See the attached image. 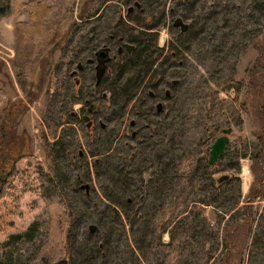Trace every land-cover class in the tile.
I'll return each mask as SVG.
<instances>
[{
    "label": "rangeland",
    "instance_id": "rangeland-1",
    "mask_svg": "<svg viewBox=\"0 0 264 264\" xmlns=\"http://www.w3.org/2000/svg\"><path fill=\"white\" fill-rule=\"evenodd\" d=\"M29 1L0 0V15L7 13L0 18L5 95L0 158L6 159L0 176V263L264 264V0H191L190 7H181L184 0H144L152 11L128 19L123 29L157 27L158 32L144 31L149 39L144 55L153 66L106 83V98L89 92L91 83L81 98L74 84L80 49L96 43L98 32L99 42L110 35L96 30L92 17L80 18L86 9L94 16L100 1L45 0L50 23L41 33L39 20H31L38 4L25 5ZM175 18L190 25L184 65L166 62L168 47L177 41ZM28 22L26 35L35 40L33 50L41 46L42 52L38 61L19 65L15 28ZM132 78L140 84L130 85L124 98L118 87L126 83V91ZM173 79L180 84L174 86ZM158 85L165 107L159 134L147 135L132 149L130 139L126 145L130 121L149 105ZM167 88L170 98L163 92ZM86 98L101 104L102 116L109 105L120 109L113 120L102 119L107 129L98 124L95 137L83 119ZM228 127L233 128L230 143L214 170L209 149ZM256 170L263 174L259 183ZM225 174L230 180L219 184ZM83 183L90 185V196ZM255 187L260 188L254 195ZM170 194L173 203L183 204L158 243L152 218L168 211ZM242 222L249 231L242 232L232 253L227 237ZM90 224L98 225L96 233H90Z\"/></svg>",
    "mask_w": 264,
    "mask_h": 264
},
{
    "label": "flooded vegetation",
    "instance_id": "flooded-vegetation-1",
    "mask_svg": "<svg viewBox=\"0 0 264 264\" xmlns=\"http://www.w3.org/2000/svg\"><path fill=\"white\" fill-rule=\"evenodd\" d=\"M99 1L100 3H98L94 8L95 15L92 16V19L94 20V23L97 24L96 30L100 31L102 29H105L107 32H109L110 35L107 36V38L103 42H99L97 40L100 38V32H98V39H96V43H92V46L90 48L80 49L79 57L76 62L75 80L77 81L76 93L77 96L81 98L87 92L86 89L88 88V84L90 83L91 85L89 92H92V94H96L97 96L102 93V95H104L103 97L106 98L108 96V93L104 89L106 83L114 79L116 77V74L120 75L118 69H120L121 66L127 65L129 60L135 55L134 52H136V49L140 48L139 44L143 43L141 39L142 37H144V31H159L157 27L154 26L144 28V26L140 25H133V28H131L132 30L123 29V24H125V22H128V19L137 21L136 15L138 13L144 14L150 13L152 11L151 7L148 8V11L146 10V5L143 2L144 0ZM190 1L191 0H184L180 4L181 7H183L184 5L190 7ZM116 11H119L118 16L111 20L110 15H114ZM171 11L173 12L174 8H172ZM189 14H191V11ZM173 25L174 28L178 30L175 35L177 41H173L172 45L168 47L167 52H169V54H167L166 62L168 61L169 64L173 65H184L187 64V56H189L190 52V47L188 45L192 43L191 38L189 39L190 42L185 43L186 36L189 35L190 32V25L182 18H175L173 21ZM130 31L133 32V34L131 35L133 38L127 39L126 36L127 34L131 33ZM115 62H117L116 65L114 64ZM123 69H125L126 72L128 71L126 67ZM164 80L165 77H161L160 82L163 83ZM172 84L174 86H178L180 84L179 79H173ZM159 86L160 85L156 86V88L153 87L152 91H150L149 105L144 106L143 109L137 110L130 121L132 130L131 136L126 140V145L129 144L128 140L130 139L131 142L135 143L131 146L132 149L137 148L139 144L145 143L148 140L147 135H150V137L153 138L155 137V135L159 134L158 130L161 124L160 120L163 113L165 112L163 102L159 99V97L157 96V92L155 91ZM163 92L165 93L166 98H170L172 95L171 90L168 88L163 90ZM88 96H90V94ZM146 102L147 98L145 103ZM85 103L87 106L85 105V109L83 110V119L87 123L88 131H93V137H95V131L97 129L99 130L98 124L103 130L107 129L108 124H106L105 120L102 119L105 118L107 121H111L113 120V118H116L117 114H115V112L118 113V111L120 110H115L114 106L109 105L110 107H108L107 111L102 113V116L99 115L98 112L101 104L97 105L87 98L85 99ZM159 103L162 104L161 110H159ZM75 115L76 112L72 111L71 119L72 117L74 118ZM87 117L89 118L88 120H86ZM88 125H90V127H88ZM110 133H113V130H110ZM78 154L80 157H83L85 155L83 151H79ZM75 157L76 155L74 154V158ZM129 158H135V153L130 154ZM122 159L123 161L127 160L125 156ZM100 161L101 159L99 157L95 158V163H99ZM84 184L88 183H83L81 187L85 189L86 193H90V189L83 187ZM89 193L87 194V196H90ZM130 200L131 199H129L128 202L132 203V201Z\"/></svg>",
    "mask_w": 264,
    "mask_h": 264
},
{
    "label": "trees",
    "instance_id": "trees-1",
    "mask_svg": "<svg viewBox=\"0 0 264 264\" xmlns=\"http://www.w3.org/2000/svg\"><path fill=\"white\" fill-rule=\"evenodd\" d=\"M45 2V4H43ZM35 4H38V10L35 12L33 18L31 20H33L34 22H36V19L39 20V23L37 24L38 25V28L40 29V33L41 31L44 32V28L45 26L47 25V23L49 24L50 23V16H49V12H48V5L46 3L45 0H31L29 1V3H25V5L27 6H34ZM22 3H20L19 6H21ZM39 9H41V11H39ZM91 10H84V12L81 13L80 15V18L81 19H89L88 17H92V16H89V13H90ZM19 12V11H17ZM4 15H7V13H3L2 15H0V18H2V16ZM30 20V21H31ZM30 22L28 23H25L23 25L21 24H17L16 25V39H17V44H18V53L16 55H22L20 56V58H22V60L20 61L19 65L22 64V61L24 62H27V61H38V58L40 57L41 55V52H42V48L41 46H39V49L37 51H34L33 48H34V45H36L34 43V39H31L29 38L27 35H26V32L28 30H31L29 29L28 27L30 26ZM18 29H21V32L20 34H18ZM149 41V39L146 38V36H144V40H143V43H140L139 44V47L140 48H137L136 49V52L135 55L129 60L128 64L127 65H124V66H121L120 69H118V71L120 72V75L116 74V77L114 79H112L111 81H116L117 83L121 80H123L126 76H127V72L128 71H136L138 74H144L147 73L153 66V64L148 61L145 57L146 55H144L145 53V48H146V42ZM21 42V46L19 47V44ZM34 65H32V69L34 68ZM127 68V72L125 71V69L123 68ZM30 70V71H31ZM123 76V77H122ZM28 80H31L30 77L27 78ZM127 82H128V79H127ZM137 82V79L135 78H132L129 80V82L127 83L128 86L125 88L126 91H124V88H122V86H125L126 83H123L121 84L118 89L121 90L120 94L122 97H127L129 96V91H128V87L131 85L133 86V88L135 87H138L140 84L139 82ZM109 83V82H107ZM75 87H76V84H77V81L75 80ZM125 92V93H124ZM0 97H5L3 91L0 89ZM1 100V99H0ZM13 133V132H12ZM1 149L4 151V152H7L8 151V147L7 146H4L2 148V145H1ZM1 151V150H0ZM257 159H261L263 157L262 154H258L257 155ZM102 161V160H101ZM101 161L99 163H101ZM208 161V160H207ZM5 162H6V159L4 158H0V176L2 175V172H3V168H5ZM99 163H96V164H99ZM209 164V163H208ZM211 166V165H210ZM214 170H219V165H213L212 166ZM228 175V178L223 180V181H220V177L217 179V182L219 184L221 183H224V182H227L228 180H230L231 178V175L227 174ZM256 179H257V183H259L260 181L263 180V174H262V171H258L256 170ZM82 183V182H81ZM81 186V184H80ZM259 188L260 187H255L251 193L255 195V193H257L259 191ZM257 189V190H256ZM172 193H174V191L172 190ZM253 195V197H254ZM173 198H174V195L173 194H170V201L169 203H166V206L169 207L168 211L164 212V210H160L158 211V214L152 218V223H154V230H155V233H156V238H157V242L160 243L161 242V239H162V236L164 233H166L168 231V227L173 225H169L171 220L173 219V216H175V211L177 209H179V207H181L183 204V202H180V203H173ZM129 200V199H128ZM132 201V199L130 200ZM130 205V204H129ZM181 205V206H180ZM247 208V207H246ZM250 213H251V207H248V209H246V218L247 220H249L250 218ZM98 226V225H97ZM240 226V227H239ZM239 226H237L235 229H233V231L231 233H229L228 237H227V242L229 245H231V252L233 253H236L239 249V239L240 237L242 236V232L243 231H246L248 233L249 231V224L248 223H240ZM102 246V244H101ZM0 264H3V263H0ZM174 264V262L172 263ZM224 264H234L233 262L231 261H225Z\"/></svg>",
    "mask_w": 264,
    "mask_h": 264
},
{
    "label": "water",
    "instance_id": "water-1",
    "mask_svg": "<svg viewBox=\"0 0 264 264\" xmlns=\"http://www.w3.org/2000/svg\"><path fill=\"white\" fill-rule=\"evenodd\" d=\"M131 49V48H130ZM159 110L162 108V104L159 103ZM89 118L87 117L86 120ZM133 124V122H132ZM90 127V125H88ZM233 129L231 127L223 129V133L219 135L214 142L210 146L209 151V159L208 162L210 165H217V163L220 161L221 157L224 156L227 152V147L230 143V134L232 133ZM228 178V175H222L220 177V181H223ZM89 184H84L83 187L89 189ZM89 193V192H88ZM98 226L96 224H91L89 226L90 233H96L98 231Z\"/></svg>",
    "mask_w": 264,
    "mask_h": 264
}]
</instances>
